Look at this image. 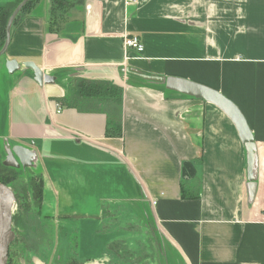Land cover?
Returning <instances> with one entry per match:
<instances>
[{
    "label": "crops",
    "instance_id": "1",
    "mask_svg": "<svg viewBox=\"0 0 264 264\" xmlns=\"http://www.w3.org/2000/svg\"><path fill=\"white\" fill-rule=\"evenodd\" d=\"M124 1L81 0L54 18L41 0L12 24L0 58V148L29 149L42 171L49 264H109L105 206L156 229L161 264H264V0ZM128 36L141 56L124 50ZM27 63L54 82L40 86ZM78 80L122 89L121 109L69 106ZM168 80L241 112L257 154L253 197L236 125Z\"/></svg>",
    "mask_w": 264,
    "mask_h": 264
},
{
    "label": "trees",
    "instance_id": "2",
    "mask_svg": "<svg viewBox=\"0 0 264 264\" xmlns=\"http://www.w3.org/2000/svg\"><path fill=\"white\" fill-rule=\"evenodd\" d=\"M25 1L4 0L0 4V52L6 44L8 23L17 8ZM39 1L41 0H29L13 24L20 14L33 9ZM80 2L81 0H51L53 17L57 18L58 14L62 16L71 6ZM69 95L68 105L78 110H87L92 103H106L121 109L123 100L122 89L109 83L83 80H78L71 85ZM111 119L118 125L117 119L114 117ZM115 129L117 132L122 130L120 126ZM5 159L6 154L3 157L0 150V184L11 188L17 199L18 214H13V231L16 237L18 231L23 232L20 234V236L23 235L24 243L19 255L20 264H33L35 257L48 258L47 255H51L55 246V225L42 214L44 186L42 171L36 166L28 169L6 167L3 164ZM22 199L25 204H22ZM39 220H43L44 223L39 224ZM32 222L36 225H31ZM150 230L151 227L142 225L132 214L128 212L120 214L118 210L105 206L101 232L107 236L116 234V237L107 244V250L111 255L109 264H154L157 261L159 248ZM16 244L15 238L10 246L8 264H13L12 250L15 249Z\"/></svg>",
    "mask_w": 264,
    "mask_h": 264
},
{
    "label": "water",
    "instance_id": "3",
    "mask_svg": "<svg viewBox=\"0 0 264 264\" xmlns=\"http://www.w3.org/2000/svg\"><path fill=\"white\" fill-rule=\"evenodd\" d=\"M28 1L29 0H26L17 8L8 23L7 40L3 50L0 52V58L6 54L9 48L11 42L12 24L21 9ZM23 67L24 70H31L34 72L35 81L40 86L49 85L54 82L53 78L45 76L43 72L33 63L24 64ZM7 69L9 73L13 75L20 70V66L17 62L11 61L8 62ZM149 80H153L155 82L162 81L160 79L153 78H149ZM167 87L176 90L177 92L187 94L195 98L203 99L206 102L215 105L221 111H223L236 125L246 145L248 181L252 186L253 197L257 181V154L256 147L253 142V137L241 112L233 103H231L229 100L212 90L199 87L188 82H175L171 80L167 81ZM33 161V152H31L27 148L15 146L12 149H9V151H7V156L3 164L6 167L16 169H28L34 167ZM16 202L17 199L13 190L3 184H0V264H8L10 246L16 238L15 232L13 231V209L15 207Z\"/></svg>",
    "mask_w": 264,
    "mask_h": 264
},
{
    "label": "rangeland",
    "instance_id": "4",
    "mask_svg": "<svg viewBox=\"0 0 264 264\" xmlns=\"http://www.w3.org/2000/svg\"><path fill=\"white\" fill-rule=\"evenodd\" d=\"M35 6V5H34ZM1 150V149H0ZM1 152H2V156L4 157V155L6 154V156H7V152H6V150L4 149V150H1ZM43 203V202H42ZM22 204H25V201L22 199ZM28 205H29V203H27ZM27 204H26V206H27ZM42 207V206H41ZM18 214V207L16 206V204H15V207H14V209H13V214ZM43 214V213H42ZM29 219H31L32 220V218H30V217H28ZM36 222V221H35ZM38 223L39 224H42V223H44V221L43 220H39L38 221ZM31 225H33V226H35L36 224H34L33 222L31 223ZM18 231V230H17ZM151 233H152V236L154 237V239L158 242V240H157V232H156V229L152 226L151 227ZM21 230L20 231H18V235H17V237H16V239H17V244H16V247H15V249L14 250H12V263L13 264H20L21 262H20V260H19V255H20V252H21V250H22V248H23V246H24V243H23V238H22V236L23 235H21L20 236V234H21ZM22 234H23V232H22ZM157 245H158V243H157ZM158 254H157V256H156V259H157V261L154 263V264H161L162 263V255H163V252H162V248L160 247V246H158ZM54 249H55V246H54ZM52 250V253H51V255H47V257L48 258H46V259H40V257L38 256V257H35L34 259H33V264H35V261H41V262H43V263H45V264H49V262H50V258H51V256H53V252H55V250ZM60 264V261L59 260H57L56 262H54V264ZM110 263V262H109ZM164 264V263H163Z\"/></svg>",
    "mask_w": 264,
    "mask_h": 264
},
{
    "label": "built area",
    "instance_id": "5",
    "mask_svg": "<svg viewBox=\"0 0 264 264\" xmlns=\"http://www.w3.org/2000/svg\"><path fill=\"white\" fill-rule=\"evenodd\" d=\"M138 0H125V7H130L137 5ZM123 48L126 52L133 51L136 55L141 56L144 51V45L141 42V39L138 36H128L124 40ZM62 111L61 105H57V113L60 114Z\"/></svg>",
    "mask_w": 264,
    "mask_h": 264
}]
</instances>
